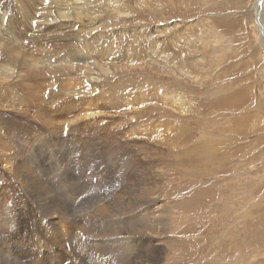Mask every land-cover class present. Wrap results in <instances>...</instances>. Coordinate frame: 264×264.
<instances>
[{
	"label": "rangeland",
	"instance_id": "374dc122",
	"mask_svg": "<svg viewBox=\"0 0 264 264\" xmlns=\"http://www.w3.org/2000/svg\"><path fill=\"white\" fill-rule=\"evenodd\" d=\"M255 2L0 0L5 264H116L120 249L142 239L156 200L165 210L156 224L160 264H264V49ZM75 11L100 17L66 52L42 25ZM94 28L100 52L126 48L137 68L86 78L82 65L111 64L85 50ZM28 67L42 79L27 81ZM138 185L151 191L135 198Z\"/></svg>",
	"mask_w": 264,
	"mask_h": 264
},
{
	"label": "bare ground",
	"instance_id": "6f19581e",
	"mask_svg": "<svg viewBox=\"0 0 264 264\" xmlns=\"http://www.w3.org/2000/svg\"><path fill=\"white\" fill-rule=\"evenodd\" d=\"M264 2V0H256V2H255V6H254V9H255V13H256V17H255V22H256V24H257V28H258V31H259V35H260V38L262 39V44H263V49H264V21H263V19H264V14H263V12H262V3ZM263 5H264V3H263ZM88 7V6H87ZM80 9H86V8H80ZM80 9H78V10H80ZM91 9V8H90ZM114 9L115 10H118V8H115L114 7ZM93 9H91V11H92ZM97 10L95 9V12H96ZM117 12H119V11H117ZM253 12V11H252ZM67 13V12H66ZM81 13V12H80ZM72 14V13H71ZM69 15V14H68ZM66 16V15H63L62 17H61V19H59L57 22H52V23H47V24H43L42 26H44L45 27V29H44V31H46L42 36L43 37H52L54 40H55V42H56V40H62V41H64V42H62V48H64L65 50H66V52H68V47L74 42V41H76V39L78 38H76L75 36H77L78 34H82V32H83V34L85 33L84 31V27H87V26H89L90 24H88V23H90V22H88V21H90V20H96V18H99L100 17V15H95L94 17H92V16H90L89 15V13L87 12V11H84V15L83 16H81V15H79L78 13H76V11L72 14V16ZM97 16H99V17H97ZM74 21V22H73ZM76 22H78V23H76ZM40 29V31L42 30V27H40L39 28ZM96 29L97 28H94L93 30H91L90 31V38L89 39H93V42L92 43H89V45H88V47L87 48H85V50L86 51H88L89 53H91L94 49L95 50H97V51H99L98 49H97V45H94V44H96L97 43V40H96V38L95 37H98L96 34H95V31H96ZM95 30V31H94ZM39 31V32H40ZM43 31V32H44ZM58 32H59V34H58ZM97 33V32H96ZM80 34V35H81ZM36 35H37V33H36ZM58 35H65V37L64 36H62V37H64V38H62V39H60V38H58ZM79 35V37H81L82 38V36H80ZM38 36V35H37ZM84 37V36H83ZM34 38H38V37H34ZM35 39V40H36ZM83 39V38H82ZM53 40V41H54ZM40 41V40H39ZM57 42H59V41H57ZM116 44V43H115ZM36 45V44H35ZM84 45V44H83ZM114 45V44H113ZM61 47V46H60ZM73 47V46H72ZM71 47V48H72ZM6 48V47H5ZM4 48V49H5ZM32 48H34V47H32ZM123 48H125V47H123ZM38 49H40V48H38ZM59 49V48H58ZM126 49V48H125ZM125 49H122V50H120V53H116V54H114V55H109L108 56V54L107 55H105V53H102V52H100V53H97V51H96V53L97 54H100L99 56L100 57H102L104 60H105V62L106 63H111L109 66H106V65H108V64H100L99 63V61L97 62V59H96V61L93 63V66H84V65H82L83 66V68H80L79 67V70H81V72H84V73H86V75H85V77L87 78V73H89V74H93V73H95V71H97V73H99V74H101V76H105V77H111V76H109L110 74L111 75H114L118 70H120V69H122L123 68V70L125 71V68L127 67L129 70H135V68H137V67H134V66H136L138 63V61L136 60V54H133V58H130L129 57V54H128V51H127V54H126V52L124 53V51H125ZM80 50V49H79ZM94 50V51H95ZM112 50V49H111ZM110 50V51H111ZM23 51V50H22ZM42 51H44V50H42ZM59 51V50H58ZM71 51H73V50H71ZM93 51V52H94ZM130 51V50H129ZM143 51V50H142ZM6 52V51H5ZM36 52H37V50H36ZM40 52V51H39ZM60 52H62V51H60ZM65 52V51H64ZM9 53V55L11 56L12 54L14 55V54H16V56H17V59H19V58H21V57H24V56H26V53L24 54L23 52H18L16 49L15 50H11L10 49V51L8 52ZM32 53V52H31ZM130 53V52H129ZM59 54V53H58ZM94 54V53H93ZM140 57L142 56V53H140V54H138ZM148 55V54H147ZM15 56V55H14ZM110 56H112L113 57V61H108V58L110 57ZM145 56V55H144ZM58 57V56H57ZM56 57V58H57ZM105 57H107V58H105ZM4 58V57H3ZM28 58V57H27ZM74 58H75V56H74ZM94 59H95V57H93ZM124 58H125V60H124ZM16 59V58H15ZM72 59V58H71ZM100 59V58H99ZM40 60V59H39ZM72 60H75V59H72ZM111 60V59H110ZM155 60V59H154ZM24 61V60H23ZM22 61V62H23ZM65 61H68V62H70V60L69 59H65ZM136 62V64L135 63H131V64H126L127 62ZM139 61H141V64H142V66H143V64L144 65H146L145 63H142L143 61H144V59H143V57H142V60H139ZM147 61H148V59H147ZM32 62V61H31ZM8 63V62H7ZM79 63V62H78ZM155 63V62H154ZM25 64V63H24ZM72 64H74V63H72ZM64 65V64H63ZM75 65V64H74ZM65 66V65H64ZM63 66V67H64ZM106 66V67H105ZM126 66V67H125ZM23 67H24V65H23ZM37 67H39V66H37ZM72 67H73V65L72 66H70V68L72 69ZM125 67V68H124ZM33 68V67H32ZM43 68V67H42ZM45 68V67H44ZM43 68V69H44ZM66 68H67V66H66ZM24 69H25V67H24ZM70 69V70H71ZM74 69V68H73ZM72 69V70H73ZM69 70V71H70ZM71 70V71H72ZM75 70V69H74ZM78 70V71H79ZM63 71V70H62ZM67 72H68V70H66ZM76 71V70H75ZM78 71H76V72H74V71H72L73 73H74V75H75V73H77ZM122 71V70H121ZM23 72V71H22ZM24 72H26V74L24 75V78H26L27 77V81H29V80H32L34 77H35V79L36 78H41L42 79V76H43V74L41 75V74H39V72L37 73L36 72V70H34V69H31V68H29L28 67V69L26 68V70L24 71ZM52 73V72H51ZM69 73V72H68ZM80 74V73H79ZM27 75V76H26ZM81 75H83L82 73H81ZM80 75V76H81ZM8 76V75H7ZM45 76V78H46V76L47 75H44ZM114 76H116V75H114ZM77 77H79V76H77ZM108 77H107V79H108ZM44 78V77H43ZM76 78V77H75ZM113 78V77H112ZM4 79H5V77H4ZM78 79H80V78H78ZM102 80H104V79H102ZM86 82H88L89 83V81H86ZM104 82H106V80L104 81ZM103 82V83H104ZM93 84V88L94 89H96L97 88V84H94V82L92 83ZM91 84V85H92ZM101 84V83H100ZM98 86H101V85H98ZM29 87V86H28ZM27 87V88H28ZM92 87V86H91ZM90 87V88H91ZM85 88V87H84ZM84 88H82V89H84ZM100 88V87H99ZM88 89V90H87ZM87 91L86 92H88L90 89L88 88V86H87ZM94 91V90H93ZM83 92H85V90H83ZM90 92H92V91H90ZM91 103H92V100L90 101ZM127 105H129L130 103H126ZM9 107H11V106H9ZM130 107V106H129ZM135 107H136V105H135ZM134 107V108H135ZM138 107V106H137ZM136 107V108H137ZM139 108V107H138ZM142 111V109H140V112ZM91 115L93 114V112H91L90 113ZM90 114H88V115H90ZM140 114V113H139ZM94 115V114H93ZM141 115V114H140ZM139 115V116H140ZM142 115H143V113H142ZM98 118V117H97ZM138 118V117H137ZM140 119H141V117H139ZM145 118H146V116H145ZM142 119H144V118H142ZM105 120V119H104ZM54 122V121H53ZM94 122H96V121H94ZM90 123H91V121H90ZM98 123V122H97ZM76 124V123H75ZM88 125V124H87ZM91 125V124H90ZM25 137V136H24ZM87 137H89V136H87ZM39 141V140H38ZM90 142V141H89ZM0 145H1V143H0ZM18 146V145H17ZM2 148V147H1ZM0 148V149H1ZM20 153V152H19ZM109 159V158H108ZM47 164V163H46ZM31 167V166H30ZM23 173V172H22ZM135 173V172H134ZM24 175V174H23ZM22 175V176H23ZM44 177V176H43ZM21 181H22V179H21ZM27 180L25 179V182H26ZM28 182V181H27ZM26 182V183H27ZM25 185V184H24ZM131 185V184H130ZM145 185V184H144ZM26 187V186H25ZM31 189V188H30ZM33 189V188H32ZM32 189L30 190V191H32ZM151 189H152V187H151ZM149 191L150 189L147 187V186H141V185H138L137 187H135L134 189H133V197H135V198H140V197H142L143 198V194H144V192L145 191ZM153 190H155V189H153ZM3 191V190H2ZM6 191V190H5ZM4 191V193H6ZM131 191V190H130ZM151 191V190H150ZM45 194V193H44ZM63 194V193H62ZM85 194V193H84ZM146 194H150V192H147ZM159 194H160V192H159ZM0 195H1V193H0ZM60 195V194H59ZM70 195V194H69ZM55 196V195H54ZM53 196V197H54ZM147 196V195H146ZM151 196L156 200L158 197L157 196H154V193H151ZM5 197V196H4ZM52 197V198H53ZM57 197V196H56ZM71 197V196H70ZM69 197V198H70ZM96 197V196H95ZM117 197V196H116ZM120 197V196H119ZM127 197V196H126ZM1 198H3V197H1ZM7 198V197H6ZM141 198V200H143V201H145L144 199H142ZM145 198V197H144ZM149 198V197H148ZM55 199V198H54ZM58 199V198H57ZM150 199V198H149ZM159 199V198H158ZM162 199V198H161ZM2 200V199H1ZM70 200V199H69ZM137 200H140V199H137ZM150 200H152V199H150ZM168 200V199H167ZM71 201V200H70ZM146 201H148V199L146 200ZM120 202V201H119ZM151 202H153V201H151ZM143 203V202H142ZM147 203V202H146ZM71 204V203H70ZM126 204H128V203H126ZM158 205L156 208H158L157 209V211H156V215L154 216L153 215V213L152 212H149V211H151V210H149V211H147V214H146V216H147V222L146 223H144V224H142V223H140V226H139V229L138 230H141V231H144V234H141L142 236V239H139L138 240V242H134V246L136 247V246H139L140 248H139V250L137 251L136 250V248L135 247H133V248H131V249H128V248H124V249H120L121 251H122V253L121 254H123V258H120V256L119 255H117V256H119L118 258H120L119 260H118V263H116V264H160V262L164 259V253H166L165 252V249H163L162 247H161V245H163V243H165L164 242V240H163V235H164V232H160V231H158L157 229H156V224L158 223V222H160L161 221V219H162V217L164 216V214H165V210L163 209V207H162V205H161V203L159 202V201H154L150 206H149V208L151 207V206H155V205ZM53 205V204H52ZM125 205V204H124ZM149 205V204H148ZM114 207V206H113ZM165 207V206H164ZM43 208V207H42ZM110 208V207H109ZM155 208V209H156ZM111 209V208H110ZM113 209V208H112ZM106 210H108V209H106ZM153 210V209H152ZM46 211V210H45ZM168 211V210H167ZM166 211V213H168ZM2 212V211H1ZM83 212V211H82ZM86 212V211H85ZM88 212V211H87ZM120 212V211H119ZM146 212V211H145ZM144 212V213H145ZM106 213H108V212H106ZM116 213V212H115ZM85 215H87V213H84ZM155 214V213H154ZM171 214V213H170ZM70 215V214H69ZM113 215V214H112ZM167 215V214H166ZM77 216V215H76ZM91 216V215H90ZM144 216V215H143ZM53 217V216H52ZM52 217H51V220H52ZM73 217V216H72ZM105 217V216H104ZM139 219V218H138ZM140 219H141V217H140ZM143 219V218H142ZM145 219V218H144ZM140 222H141V220H140ZM105 223V222H104ZM133 224H136V223H138L139 224V222H136V219L134 218L133 219V222H132ZM94 224H95V222H94ZM129 225H130V223H129ZM138 226V225H137ZM160 226V225H159ZM78 227V226H77ZM83 227V226H82ZM134 227V226H133ZM7 228V227H6ZM110 228V227H109ZM161 228V227H160ZM122 230V229H121ZM121 230H120V232H121ZM124 230H126L125 228H124ZM136 230V229H135ZM109 231V230H108ZM115 232V231H114ZM119 232V233H120ZM123 232V231H122ZM139 232V231H138ZM128 234V233H127ZM132 234V233H131ZM105 235V234H104ZM126 235V234H125ZM76 237V236H75ZM146 237V238H145ZM11 238V237H10ZM5 242V241H4ZM8 243V242H7ZM2 244V243H1ZM114 245V244H113ZM132 245V244H131ZM40 247V246H39ZM110 247V246H109ZM161 247V248H160ZM165 247V246H164ZM110 249H111V247H110ZM14 251V250H13ZM17 252H18V250H17ZM114 253V252H113ZM120 253V252H119ZM119 253H117V254H119ZM15 256V255H14ZM99 257V256H98ZM114 258V257H113ZM116 258V257H115ZM4 260V255L1 253V251H0V264H5L6 262H4L3 261ZM17 260V259H16ZM100 260V259H99ZM111 260H112V258H111ZM114 260V259H113ZM112 260V261H113ZM111 261V262H112ZM117 261V260H116ZM31 262V261H30ZM114 262V261H113ZM7 263H9V262H7ZM39 264V263H38ZM106 264H109V263H106ZM111 264V263H110Z\"/></svg>",
	"mask_w": 264,
	"mask_h": 264
}]
</instances>
